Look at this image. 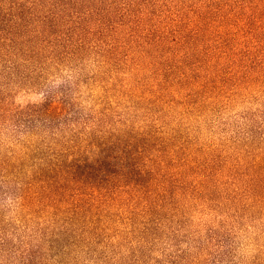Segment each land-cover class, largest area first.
Segmentation results:
<instances>
[{
    "label": "rangeland",
    "instance_id": "obj_1",
    "mask_svg": "<svg viewBox=\"0 0 264 264\" xmlns=\"http://www.w3.org/2000/svg\"><path fill=\"white\" fill-rule=\"evenodd\" d=\"M0 83V264H264L263 88L178 79L130 98L119 84H82L79 130L111 108L105 151L66 141L77 123L17 126L16 108L45 90Z\"/></svg>",
    "mask_w": 264,
    "mask_h": 264
},
{
    "label": "trees",
    "instance_id": "obj_2",
    "mask_svg": "<svg viewBox=\"0 0 264 264\" xmlns=\"http://www.w3.org/2000/svg\"><path fill=\"white\" fill-rule=\"evenodd\" d=\"M65 70V84L51 87ZM143 71L150 75L141 77ZM3 76L45 90L42 102L16 108L17 126L43 121L54 131L77 123L66 141L106 151L114 136L111 108L90 113L79 130L76 89L93 84L108 91L119 84L131 98L143 86L167 89L178 79L214 93L241 84L264 89V0H0ZM6 110L0 97V116ZM60 132L52 133V155Z\"/></svg>",
    "mask_w": 264,
    "mask_h": 264
}]
</instances>
